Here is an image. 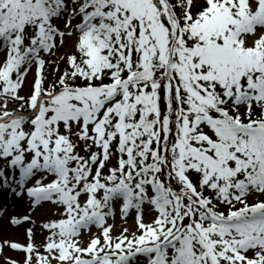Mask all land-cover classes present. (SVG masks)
I'll use <instances>...</instances> for the list:
<instances>
[{
	"label": "snow or ice",
	"instance_id": "6c2138e0",
	"mask_svg": "<svg viewBox=\"0 0 264 264\" xmlns=\"http://www.w3.org/2000/svg\"><path fill=\"white\" fill-rule=\"evenodd\" d=\"M0 190L2 264H264V0H0Z\"/></svg>",
	"mask_w": 264,
	"mask_h": 264
},
{
	"label": "rangeland",
	"instance_id": "374dc122",
	"mask_svg": "<svg viewBox=\"0 0 264 264\" xmlns=\"http://www.w3.org/2000/svg\"><path fill=\"white\" fill-rule=\"evenodd\" d=\"M31 80H32V75L29 74L28 81L31 82ZM25 92H27V89H25ZM6 191L7 190H1V192H6ZM11 195L13 196L14 200L16 199L18 202L21 201L20 199L16 198L13 194H11ZM4 197H6V196L0 197V200H2V198L5 200ZM18 205L21 206L22 208L16 209L15 207H12L11 204H8L7 207H5V208L0 207V209L3 210L2 212H0V239L7 238V239H11V240L23 241L25 239V229L28 227H33L35 242L36 243L42 242L44 240V238L47 236V232L41 228V224L47 216H50L52 213L56 212V209L51 204L46 203L42 209H39L37 211H33L31 213L32 221L34 223L25 222V223L18 225V226H12L8 223V218L11 215L22 216V215L29 214V207H28L27 198H25L23 201L19 202ZM145 211L147 213V209ZM146 218H147V215H146ZM109 222L111 223L112 221L110 220ZM132 224H133V218L131 216H129L126 226L131 227ZM115 225H116L115 233H117V234L120 231V228L122 226H125V225H122V222H121L118 214H117L116 219H115ZM93 231H95V229H93ZM87 238H88L87 235H84L82 237V239H85V240ZM5 254L11 255L17 259L21 258L23 255L22 253L11 252L10 250H6ZM0 264H2V261H0Z\"/></svg>",
	"mask_w": 264,
	"mask_h": 264
},
{
	"label": "bare ground",
	"instance_id": "6f19581e",
	"mask_svg": "<svg viewBox=\"0 0 264 264\" xmlns=\"http://www.w3.org/2000/svg\"><path fill=\"white\" fill-rule=\"evenodd\" d=\"M4 198H5V200L3 198H2V200H0V206L5 208V207H7L8 204H11V202L6 197H4ZM19 202H21V201H19ZM19 202L17 201L15 204L12 205V207H15L16 209H18V208L21 209L22 207L18 205Z\"/></svg>",
	"mask_w": 264,
	"mask_h": 264
}]
</instances>
